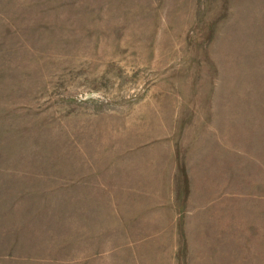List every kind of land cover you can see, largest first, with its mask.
Segmentation results:
<instances>
[{
  "label": "rangeland",
  "instance_id": "obj_1",
  "mask_svg": "<svg viewBox=\"0 0 264 264\" xmlns=\"http://www.w3.org/2000/svg\"><path fill=\"white\" fill-rule=\"evenodd\" d=\"M0 264H264V0H0Z\"/></svg>",
  "mask_w": 264,
  "mask_h": 264
}]
</instances>
